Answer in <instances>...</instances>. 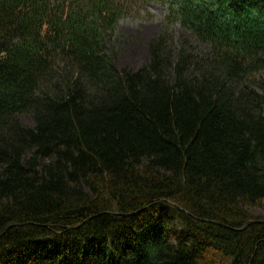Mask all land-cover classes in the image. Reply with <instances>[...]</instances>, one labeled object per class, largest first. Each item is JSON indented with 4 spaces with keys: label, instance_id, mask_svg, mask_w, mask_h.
Listing matches in <instances>:
<instances>
[{
    "label": "trees",
    "instance_id": "16d2710c",
    "mask_svg": "<svg viewBox=\"0 0 264 264\" xmlns=\"http://www.w3.org/2000/svg\"><path fill=\"white\" fill-rule=\"evenodd\" d=\"M150 1L0 0V264H264V0H165L119 68Z\"/></svg>",
    "mask_w": 264,
    "mask_h": 264
},
{
    "label": "rangeland",
    "instance_id": "374dc122",
    "mask_svg": "<svg viewBox=\"0 0 264 264\" xmlns=\"http://www.w3.org/2000/svg\"><path fill=\"white\" fill-rule=\"evenodd\" d=\"M166 12L167 7L163 0H151L140 15H128L119 19L114 38L111 40L112 52L119 68L135 71L148 61V43L161 30ZM170 31L177 39L182 36L187 38L196 52L205 50L204 46L177 24H171ZM263 84L264 77L260 75L250 79V85L257 90L263 89ZM21 120L28 126L33 125L27 115H23ZM250 211L264 216V209L252 208Z\"/></svg>",
    "mask_w": 264,
    "mask_h": 264
}]
</instances>
